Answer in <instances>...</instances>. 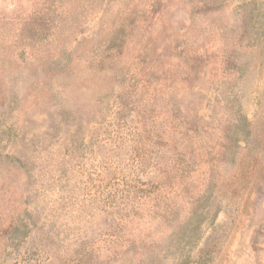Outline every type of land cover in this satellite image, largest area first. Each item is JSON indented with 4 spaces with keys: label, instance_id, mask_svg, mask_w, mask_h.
<instances>
[{
    "label": "rangeland",
    "instance_id": "obj_1",
    "mask_svg": "<svg viewBox=\"0 0 264 264\" xmlns=\"http://www.w3.org/2000/svg\"><path fill=\"white\" fill-rule=\"evenodd\" d=\"M0 264H264V0H0Z\"/></svg>",
    "mask_w": 264,
    "mask_h": 264
},
{
    "label": "trees",
    "instance_id": "obj_2",
    "mask_svg": "<svg viewBox=\"0 0 264 264\" xmlns=\"http://www.w3.org/2000/svg\"><path fill=\"white\" fill-rule=\"evenodd\" d=\"M184 130H187L188 132H192V130H190V129H188L186 126H184ZM82 142H84V140H82ZM76 144H77V142H76ZM78 146V149H82L83 148V146H84V144H77ZM122 193H125L124 191H122ZM208 194H209V196H208ZM209 197H210V192H209V190H205L199 197H198V199H197V201H200L201 199L203 200L204 198L206 199V200H208L209 199ZM197 212H198V209H195V210H193V214H197ZM92 250H87L86 248L84 249V248H80V250L79 251H77V252H75V255L76 256H78L77 257V259H79V260H82L84 257H86V256H88V257H94L93 255H92ZM81 258V259H80ZM97 258V257H96ZM95 257H94V259H96ZM150 259V256L149 255H147V256H145L144 258H143V260H149Z\"/></svg>",
    "mask_w": 264,
    "mask_h": 264
}]
</instances>
